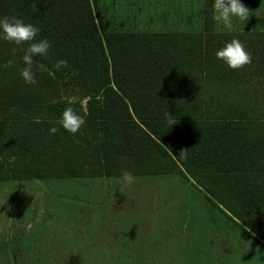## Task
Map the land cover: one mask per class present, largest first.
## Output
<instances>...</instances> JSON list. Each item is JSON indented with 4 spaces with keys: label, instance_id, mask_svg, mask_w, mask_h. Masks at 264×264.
<instances>
[{
    "label": "trees",
    "instance_id": "trees-1",
    "mask_svg": "<svg viewBox=\"0 0 264 264\" xmlns=\"http://www.w3.org/2000/svg\"><path fill=\"white\" fill-rule=\"evenodd\" d=\"M213 4L204 0L199 32H117L93 0H0V18L51 44L29 85L24 53L0 34V182L180 174L217 232L230 223L264 246V31H217ZM234 38L253 56L240 70L216 57ZM69 106L86 120L75 135L60 124Z\"/></svg>",
    "mask_w": 264,
    "mask_h": 264
},
{
    "label": "rangeland",
    "instance_id": "rangeland-1",
    "mask_svg": "<svg viewBox=\"0 0 264 264\" xmlns=\"http://www.w3.org/2000/svg\"><path fill=\"white\" fill-rule=\"evenodd\" d=\"M193 4L185 27L202 31L203 0ZM252 6L251 16L263 21L264 0ZM170 25L181 28L171 21L105 27L159 32ZM214 26L219 32L264 30V23L238 18L232 30ZM60 97L86 106L71 92ZM216 229L203 194L180 174L135 177L127 187L122 177L0 182V264H264V246L249 230L226 222Z\"/></svg>",
    "mask_w": 264,
    "mask_h": 264
},
{
    "label": "clouds",
    "instance_id": "clouds-1",
    "mask_svg": "<svg viewBox=\"0 0 264 264\" xmlns=\"http://www.w3.org/2000/svg\"><path fill=\"white\" fill-rule=\"evenodd\" d=\"M250 9L241 0H214L213 17L215 22L222 23L229 30L233 28V18L247 22L250 18ZM40 29L31 23H25L23 19L12 17L0 18V34L2 38L20 47L24 53L22 60L25 67L21 70V76L29 85L37 83L36 74L45 70L44 65L36 64L34 57H47L51 44L47 39L37 40ZM27 45V47H24ZM217 59L225 62L233 70H240L249 66L253 62L252 54L247 51L245 45L239 39H232L223 48L216 52ZM15 64L14 59H10L4 67L11 68ZM68 66L67 60H57L55 68L57 71ZM86 120L79 115L71 106L63 111L60 124L69 133L75 135L85 125ZM171 123V121H170ZM51 134H55L58 129L52 127ZM185 152L182 151L180 156ZM122 184L127 187L134 183L135 177L127 170L121 173Z\"/></svg>",
    "mask_w": 264,
    "mask_h": 264
},
{
    "label": "crops",
    "instance_id": "crops-1",
    "mask_svg": "<svg viewBox=\"0 0 264 264\" xmlns=\"http://www.w3.org/2000/svg\"><path fill=\"white\" fill-rule=\"evenodd\" d=\"M100 19L104 25L113 21H142V22H178L181 28L170 26L163 27L159 32H191L185 26H189V16L193 11V0H93ZM256 0H241L249 9ZM204 3V0H203ZM203 18V4L199 8ZM251 11V10H250ZM188 13V15H187ZM187 15V16H186ZM250 12L249 22L264 23V20L254 18ZM192 18V17H191ZM200 23L202 20L199 18ZM217 23V22H216ZM250 24V23H249ZM108 28V27H107ZM110 31H117L110 29ZM122 29L117 32H125ZM264 31V30H257ZM128 32H132L129 31ZM155 32V31H141ZM199 32V31H198ZM243 32V31H240Z\"/></svg>",
    "mask_w": 264,
    "mask_h": 264
}]
</instances>
